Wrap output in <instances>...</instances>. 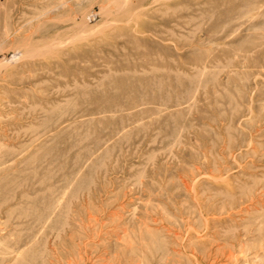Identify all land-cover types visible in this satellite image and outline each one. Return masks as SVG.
Instances as JSON below:
<instances>
[{
  "label": "rangeland",
  "instance_id": "374dc122",
  "mask_svg": "<svg viewBox=\"0 0 264 264\" xmlns=\"http://www.w3.org/2000/svg\"><path fill=\"white\" fill-rule=\"evenodd\" d=\"M0 264H264V0H0Z\"/></svg>",
  "mask_w": 264,
  "mask_h": 264
}]
</instances>
